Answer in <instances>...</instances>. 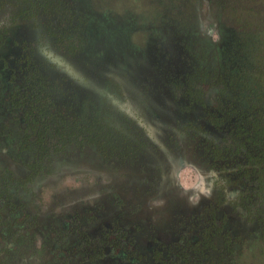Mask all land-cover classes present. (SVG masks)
I'll return each instance as SVG.
<instances>
[{"label":"flooded vegetation","instance_id":"flooded-vegetation-1","mask_svg":"<svg viewBox=\"0 0 264 264\" xmlns=\"http://www.w3.org/2000/svg\"><path fill=\"white\" fill-rule=\"evenodd\" d=\"M76 4L79 39L59 44L43 29L46 11L32 13V0H0V68L8 79L0 84V264H191L192 253L208 251L215 230L207 231L205 217L213 206L224 229L235 225L233 235L254 226L230 212L256 157L240 141L255 132L223 119L230 115L223 81L230 85L233 73L240 86L248 72L220 68L224 22L196 19L185 28L162 20L147 36L142 22V43H134L135 20L112 22L93 0ZM169 28L184 32L169 37ZM18 64H28L41 85L31 73L10 71ZM206 64L222 83L216 89L213 78L197 77ZM47 92L58 101L34 98ZM219 99L224 106L214 116ZM50 104L60 105L58 116H47ZM87 108L90 118L82 115ZM102 108L103 126L94 118ZM86 120L92 131L81 140Z\"/></svg>","mask_w":264,"mask_h":264},{"label":"trees","instance_id":"trees-1","mask_svg":"<svg viewBox=\"0 0 264 264\" xmlns=\"http://www.w3.org/2000/svg\"><path fill=\"white\" fill-rule=\"evenodd\" d=\"M85 4L88 3V0H81ZM92 3V0H89ZM169 0L166 1V6ZM198 0H194L197 3ZM221 5V17L224 20L225 28H226V50L224 55L225 64H222L220 68L226 72L231 70H248L247 74H241L239 77V84L240 86L236 85V81L232 78L235 77V74H229L230 85L227 80L223 81V84L229 87V90L226 88L223 89L225 92L222 94L225 96V106L219 101L215 106L214 116H218L219 112L218 109L220 108L219 105L224 107L230 108V115H226L223 119H233L236 118L238 121V125L240 126L241 131L247 132V134L254 132L256 136H248L247 138L241 140V142L245 143V147L248 149H252L253 151L250 152L255 154L256 158H260L262 163H254L256 167H262L261 170H264V85L260 81L261 73H264V0H216ZM172 5H176L174 8L177 11L181 10L182 4L188 6L187 0H173ZM104 8V7H103ZM40 10L46 11V20H48V24L43 27V29L47 32L48 35H52L57 39V41H76L79 39V32L80 27L79 25L82 22V15L77 7L76 0H32V8L31 11L39 13ZM105 13L111 14L112 22H124L126 21H133L135 20L131 15L128 18H125V13H128L127 10L118 8V5L109 6L108 9H104ZM130 11V10H129ZM135 10H131L129 13L133 14ZM137 12V11H136ZM138 13V12H137ZM62 15V18L60 17ZM173 23V22H172ZM125 24V23H123ZM175 24V23H174ZM178 24H175L178 27ZM42 29V28H41ZM119 30V29H117ZM133 31V29H132ZM137 32L136 30H134ZM132 34V32H131ZM18 58L19 61H21ZM36 62H34V65ZM18 68L15 65L10 67V71L12 69L19 70L20 77L22 75L30 76L29 70L30 67L28 64L22 66L18 64ZM6 67V65H5ZM5 67L1 66L0 68V84H6L7 80L4 77ZM38 67V66H35ZM40 67V65H39ZM219 69V68H218ZM38 70V69H37ZM40 71L38 70V74ZM33 75V84L41 85L40 81L37 79V74L31 73ZM26 75V77H27ZM41 75V73H40ZM39 75V76H40ZM38 76V77H39ZM248 76V78H247ZM249 76L252 78L249 81ZM224 77V75L222 76ZM256 77V78H255ZM194 78V76H191ZM194 80V79H192ZM217 85L222 84L220 80L215 77L213 78ZM195 84H200L198 81H194ZM256 82V83H255ZM189 86L190 80H188ZM220 83V84H219ZM228 84V85H227ZM261 88H259V87ZM238 89L235 91V89ZM41 91V90H40ZM193 89H189L187 92L191 95L194 99L195 94L197 93ZM36 93H39L38 91ZM221 93V92H220ZM118 96L120 97L121 92H118ZM39 102L47 99V101H58V98L54 94H50L47 92V96H34ZM220 102V104H219ZM243 103V104H239ZM204 103V104H203ZM238 103V108H235L234 104ZM203 107L202 112H207L209 105L206 102H202ZM44 104L40 103L38 108L40 110L44 109ZM209 106V107H208ZM47 116H58L60 109V105L50 104L47 105ZM223 107V108H224ZM37 108V107H35ZM106 109L102 108L96 110V114L94 115L95 121L103 126L105 123V116H106ZM43 113L42 115H44ZM66 116H69L67 112H64ZM39 115V114H38ZM85 115L87 117H91L92 114L89 112V108L86 109ZM91 115V116H89ZM240 118V119H239ZM226 121V120H225ZM229 121V120H228ZM89 120L82 121L80 134L78 138L83 140L84 138L89 139L90 137L89 132L92 130L89 129ZM221 122L219 120L216 121ZM227 122V121H226ZM72 121H66L65 124H71ZM73 124V123H72ZM232 124V121H230ZM73 127V125H70ZM86 129H85V128ZM234 130V129H233ZM75 132L76 130L73 128L71 130ZM262 170V171H263ZM260 199V200H259ZM256 203L259 204L261 211L264 214V200L261 198L256 197ZM258 200V201H257ZM209 214L205 217V221L207 222V231L212 232L214 234L208 237L207 242V252L201 251L200 253L194 252L191 254V264H234L236 262L235 252L239 250L237 247H232V242L230 246H227L223 243L222 238V231L226 233H230V231L234 230V224L229 225V230L224 229L222 225L218 222L219 214L218 208L213 206L209 210ZM263 216V215H262ZM257 219L258 222H263V217ZM233 226V229H232ZM262 228L259 223L257 225H249L246 227L240 226L238 235L231 234V239H235V237L239 236L240 239L244 242H249L251 240V235L254 230H260ZM217 234V235H215ZM215 235V236H214ZM256 242V241H255ZM255 242L253 245H255ZM250 247V246H249ZM235 250V251H234ZM189 261V260H188Z\"/></svg>","mask_w":264,"mask_h":264},{"label":"rangeland","instance_id":"rangeland-1","mask_svg":"<svg viewBox=\"0 0 264 264\" xmlns=\"http://www.w3.org/2000/svg\"><path fill=\"white\" fill-rule=\"evenodd\" d=\"M95 6L103 9H108V7L118 5V8L127 10L128 13H125V18H128L129 15H131L135 21L136 24L132 26V34L130 32V38L134 43H140L142 40L140 38V35H138V32H135L134 30H140L141 23L146 22L144 31L140 33L142 36H147L149 29L147 28H154L157 27V22H161L162 20L171 21L175 24L181 23V25H184L185 28L187 26H190L192 23L196 22L197 20L200 21L201 24L206 26L210 22H216L220 23L224 20L221 17V5L216 0H198L197 3L194 2V0H187L188 6L185 4H182L181 10L177 11L173 7V0H169L166 6L167 0H93ZM104 7V8H103ZM96 8V7H95ZM101 10V9H99ZM131 10H135L133 14H130L129 12ZM138 13H137V12ZM62 18V15L60 16ZM197 19V20H196ZM131 29V30H132ZM147 29V32L145 31ZM184 31L182 29H177L174 32L177 36H182V33ZM174 33L169 28V32L167 33L168 36L174 37ZM107 46L108 48H105V54L110 55V58L112 54L114 53V49L112 48L113 44L112 42H116V39L118 37L116 34L109 36ZM140 38V40H139ZM114 40V41H113ZM71 42V41H70ZM73 42V41H72ZM59 44H66L64 41H59ZM142 43V42H141ZM200 43L199 40H197V44ZM202 45H197V51H202ZM124 53H127L128 49L123 47L121 49ZM122 52V53H123ZM128 54H125V57H127ZM204 56V55H203ZM204 58V57H202ZM203 60V59H202ZM215 62V59L214 61ZM211 69V66H203L199 71L203 70L201 75L198 73V78L202 81L211 80V78H215L211 71V74L208 72V70ZM93 72V71H92ZM94 74V72H93ZM205 74V75H204ZM207 74V75H206ZM260 81L264 85V73H261ZM196 78V77H195ZM256 78V77H255ZM194 79V78H192ZM256 83V82H255ZM100 85V83H98ZM97 86V85H96ZM210 86H213V88L216 89L218 86L215 84V81L210 84ZM259 87V86H258ZM260 88V87H259ZM100 89H107V82H103ZM261 89V88H260ZM207 89H205L206 91ZM194 93V91H193ZM177 94H180V91H177ZM195 94V98L197 99V93ZM215 102L217 101V94L214 95ZM262 163V160L260 158L252 160V163ZM262 167H251L245 172V181H246V189L244 193L239 197V200L237 203H233L236 206L233 210L230 212H235L237 215V220L241 222L242 224L245 222L247 223H254L262 227L258 231L257 229L253 231L251 235V240L247 243L242 241L239 236L235 237V239H231V234L233 232L230 231V233H226L223 231V243L227 246L231 245L232 247H237L239 250H236L235 257L236 262L234 264H264V219L263 222H258L257 219L262 217L264 218V214L261 211L259 204L256 203V197L261 198L264 200V170H261ZM247 178V179H246ZM241 198V199H240ZM260 200V199H259ZM258 201V200H257ZM239 207V208H238ZM256 241V242H255ZM255 242V245H253ZM250 246V247H249ZM235 251V250H234Z\"/></svg>","mask_w":264,"mask_h":264}]
</instances>
